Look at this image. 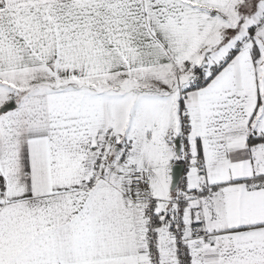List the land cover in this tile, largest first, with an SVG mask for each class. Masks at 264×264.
Returning a JSON list of instances; mask_svg holds the SVG:
<instances>
[{
	"label": "snow or ice",
	"instance_id": "obj_1",
	"mask_svg": "<svg viewBox=\"0 0 264 264\" xmlns=\"http://www.w3.org/2000/svg\"><path fill=\"white\" fill-rule=\"evenodd\" d=\"M0 264H264V0H0Z\"/></svg>",
	"mask_w": 264,
	"mask_h": 264
}]
</instances>
